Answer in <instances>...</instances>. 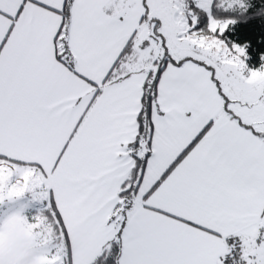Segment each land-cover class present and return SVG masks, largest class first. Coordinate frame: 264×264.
Instances as JSON below:
<instances>
[{
  "label": "snow or ice",
  "instance_id": "obj_1",
  "mask_svg": "<svg viewBox=\"0 0 264 264\" xmlns=\"http://www.w3.org/2000/svg\"><path fill=\"white\" fill-rule=\"evenodd\" d=\"M248 7L0 0V264H264V55L213 15Z\"/></svg>",
  "mask_w": 264,
  "mask_h": 264
},
{
  "label": "trees",
  "instance_id": "obj_2",
  "mask_svg": "<svg viewBox=\"0 0 264 264\" xmlns=\"http://www.w3.org/2000/svg\"><path fill=\"white\" fill-rule=\"evenodd\" d=\"M249 5L246 11L236 9L230 12H224L222 9L214 8L213 15L217 19H236L237 25L231 26L226 35V42L240 43L248 45L249 59L247 61L250 68L260 67L259 57L264 55V0H246ZM236 37V39H233ZM232 247L234 243L228 241ZM122 255L121 245L116 242H110V251L106 250L100 256L95 264H118ZM240 259L235 256L234 251L225 261V264H240Z\"/></svg>",
  "mask_w": 264,
  "mask_h": 264
},
{
  "label": "rangeland",
  "instance_id": "obj_3",
  "mask_svg": "<svg viewBox=\"0 0 264 264\" xmlns=\"http://www.w3.org/2000/svg\"><path fill=\"white\" fill-rule=\"evenodd\" d=\"M189 2H191V0H189ZM206 19H207V17L205 16L204 17V20L206 21ZM251 69H256V68H251ZM21 203H28V201L25 200V201H22ZM39 208H40V205H38V204H32L29 208L26 209V215H28V216L35 215L37 213V211H38Z\"/></svg>",
  "mask_w": 264,
  "mask_h": 264
},
{
  "label": "crops",
  "instance_id": "obj_4",
  "mask_svg": "<svg viewBox=\"0 0 264 264\" xmlns=\"http://www.w3.org/2000/svg\"><path fill=\"white\" fill-rule=\"evenodd\" d=\"M229 240L232 241V243H234V245H235V247L233 249L234 254H235V256H237L238 259H240V245H239L238 238H230ZM228 241H227V243H228Z\"/></svg>",
  "mask_w": 264,
  "mask_h": 264
}]
</instances>
